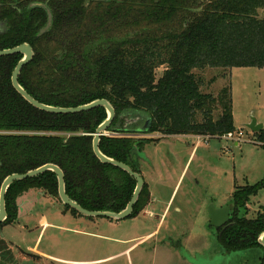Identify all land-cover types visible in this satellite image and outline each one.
Masks as SVG:
<instances>
[{"label": "trees", "instance_id": "trees-1", "mask_svg": "<svg viewBox=\"0 0 264 264\" xmlns=\"http://www.w3.org/2000/svg\"><path fill=\"white\" fill-rule=\"evenodd\" d=\"M26 42L34 56L18 77L26 93L63 108L106 99L115 116L99 149L140 173L143 142L173 135L209 140L236 130L231 87L207 92L216 77L207 81L203 73L264 67V0H0V50ZM21 59L20 53L0 56V186L12 173L53 163L63 171L70 199L84 209L120 212L136 180L93 153L92 135L106 109L64 115L36 109L11 83ZM147 119L148 137L134 138ZM251 136L264 143V128ZM146 184L130 217L146 205ZM262 188L264 177L235 185L228 225L216 228L225 254L256 248L263 252L259 264L264 206L250 217L247 203ZM42 190L58 197L52 171L14 181L8 189L0 264L16 262L1 230L17 220V198ZM30 255L19 252L21 258Z\"/></svg>", "mask_w": 264, "mask_h": 264}, {"label": "rangeland", "instance_id": "rangeland-1", "mask_svg": "<svg viewBox=\"0 0 264 264\" xmlns=\"http://www.w3.org/2000/svg\"><path fill=\"white\" fill-rule=\"evenodd\" d=\"M156 71L162 74V68ZM203 75L207 81L216 77L207 92L231 87L235 131L249 134L244 124L251 116L264 123V67L207 68ZM161 137L143 142L139 169L155 197L172 198L168 206L167 201L156 212L147 205L116 221L78 217L43 190L23 193L26 215L1 230L16 255L14 264H259L263 252L256 248L224 253L209 225V209L227 206L231 216L234 186L264 177V149L248 141L196 136L180 137L185 146H179L174 138ZM259 206H264V188L247 203L248 216ZM163 211L161 221L151 214ZM20 250L34 255L21 258Z\"/></svg>", "mask_w": 264, "mask_h": 264}, {"label": "water", "instance_id": "water-1", "mask_svg": "<svg viewBox=\"0 0 264 264\" xmlns=\"http://www.w3.org/2000/svg\"><path fill=\"white\" fill-rule=\"evenodd\" d=\"M46 28H44L45 30ZM43 30V31H44ZM20 53L22 55V59L18 61L11 72V83L13 88L19 93L26 102H29L33 107L43 112H49L53 114H75L82 113V111H88L96 107L102 106L106 109L107 117L97 126L95 133L92 135V149L96 158L102 163L111 164L119 169H122L126 173H128L134 180H136V186L132 192L131 199L125 206V208L121 209L120 212H113L109 210L103 211H93L84 209L81 205H79L76 201L70 199L65 192V182L63 177V171L59 166L53 163H48L42 166H39L34 169H30V171L26 173H12L11 175L6 176L0 186V223L4 222L7 217L6 213V201L5 196L14 181H22L26 179H30L31 177L39 176L48 171H52L58 182V198L62 202L63 206H69L74 209L78 214L82 217H106L111 220L119 221L121 219H125L130 217L133 213V209L135 204L139 200V195L143 189L145 181L142 175L138 172H134L126 163L118 162L115 159L108 157L99 149V140L101 136L108 135L109 125L112 122L115 116V109L111 106V104L104 98H100L98 100L91 101L89 103L82 104L81 106L76 107H57L49 104H43L32 97L29 93L22 88L19 84L18 77L21 72V69L26 66L33 59V49L29 43H23L18 46L10 47L9 49L0 50V56H9L10 54ZM150 120L147 119L143 126L138 127L134 133L140 135H146L150 128ZM245 127L249 129L252 133L259 132L263 130L264 124L256 121L254 117H250L248 123L245 124ZM210 221L209 225L214 228L224 227L228 225V221L230 220V213L227 206L214 208L212 205L209 209ZM259 244L264 248V232L258 238Z\"/></svg>", "mask_w": 264, "mask_h": 264}, {"label": "crops", "instance_id": "crops-1", "mask_svg": "<svg viewBox=\"0 0 264 264\" xmlns=\"http://www.w3.org/2000/svg\"><path fill=\"white\" fill-rule=\"evenodd\" d=\"M246 123H248V120L245 122V124ZM245 124H244V127H245ZM264 124V123H263ZM236 127V126H235ZM264 128V127H263ZM163 137H171V138H174L175 140V142H177V144L179 145V146H185V143L184 142H182L181 140H179V138L180 137H190V136H178V135H173V136H163ZM192 154V153H191ZM191 156V155H190ZM190 158V157H189ZM186 164H185V167L183 168V170H182V172L180 173V174H183V172H184V170H185V168H186ZM159 168V165H156V167H154V169H158ZM263 174H264V170H263ZM144 179V178H143ZM144 181H145V179H144ZM146 182V181H145ZM149 185V184H148ZM235 185V184H234ZM234 189V188H233ZM232 193V192H231ZM171 195H173V193L171 194ZM148 200H147V202H146V205L145 206H147V205H151L153 208H155V211L157 212V210H158V208L160 207V209H162L163 210V208H165L164 206H166V202L168 201V199L166 200V201H162V200H160V198H158V197H155V195H154V193H152L151 192V188H148ZM35 199V198H34ZM171 199L172 198H170L169 199V201H168V203H167V206L169 205V203L171 202ZM20 200H22V197H18L17 198V201H18V207H19V209H18V216L20 217L21 215H26L25 214V212H24V208H23V202H21ZM21 202V203H20ZM158 204V205H157ZM151 214H153V215H155L156 217H158V218H160L159 219V221H161L162 220V218L164 217V211L163 212H161L159 215L157 214H155V213H151ZM78 217H81V216H78Z\"/></svg>", "mask_w": 264, "mask_h": 264}, {"label": "built area", "instance_id": "built-area-1", "mask_svg": "<svg viewBox=\"0 0 264 264\" xmlns=\"http://www.w3.org/2000/svg\"><path fill=\"white\" fill-rule=\"evenodd\" d=\"M248 131H249V134L251 135L252 132L249 129ZM249 134H247L246 132L244 133L243 131H233V132L227 133L226 135H223L221 138L225 140L229 139L231 141L236 142V144L244 143L245 141L252 142L258 146L264 144L263 142H259L255 140L253 137H250ZM198 138H201V137H198ZM202 139L207 140L206 138H202Z\"/></svg>", "mask_w": 264, "mask_h": 264}]
</instances>
